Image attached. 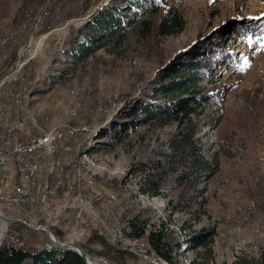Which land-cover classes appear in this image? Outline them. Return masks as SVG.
<instances>
[{"label":"rangeland","instance_id":"374dc122","mask_svg":"<svg viewBox=\"0 0 264 264\" xmlns=\"http://www.w3.org/2000/svg\"><path fill=\"white\" fill-rule=\"evenodd\" d=\"M114 2L0 0V38L14 37L0 43V102L9 105L22 95L21 115L31 118L40 135L52 128H86L72 139L81 143L76 154L65 152L79 164L88 151L90 171L67 180L63 195L102 191L94 225L116 215L142 227L141 234L160 232L174 264H264V0H146L144 7L127 11L128 20L104 47L73 63L79 41L95 35L88 21ZM175 15L183 29L164 34L161 23L170 24ZM256 24L263 28L255 31ZM216 42L224 48L214 51ZM186 51L198 61L217 53L201 81L206 103L193 116L195 144L209 160L206 175L189 169L186 154L174 149L175 121L134 126L128 113L151 97L161 70ZM0 179L33 185L24 172L9 171ZM36 182L45 185L40 178ZM109 191L121 193L122 209L108 200L111 193L104 192ZM4 209L11 218L48 224L57 237L80 244L100 264H149L107 239L105 245L75 239L70 233L82 223L78 208L63 212L59 223L48 220L55 212L39 207L4 204ZM29 228L24 238L18 229L24 245L48 241L43 231ZM30 230L37 240L30 239Z\"/></svg>","mask_w":264,"mask_h":264},{"label":"trees","instance_id":"16d2710c","mask_svg":"<svg viewBox=\"0 0 264 264\" xmlns=\"http://www.w3.org/2000/svg\"><path fill=\"white\" fill-rule=\"evenodd\" d=\"M116 1L102 7L98 14L91 21H88L91 23L90 27L95 32V35L84 41H79L81 46L76 52L72 51L71 53L73 63L78 64L83 55L94 53L104 47L107 41L128 20L129 14L127 11L134 10L135 6L140 8L147 5L146 0ZM167 23L168 20L161 23V31L164 34L178 33L183 29V21L178 15L174 16L170 24ZM256 26L255 31L263 28L257 24ZM222 44V42H216L212 43L211 46L214 51H219L224 48ZM183 54L177 55L173 61L169 62L161 70L158 84L152 89L151 97L146 100H139L128 113L134 126L136 124H145L147 121L153 119L175 121L176 127H179V132L172 140L174 149L178 150L181 154H186L189 169L206 175L207 170L210 168L209 160L205 157L203 148L199 144H195L199 139L196 136V123L193 116L198 115L200 112L198 108L206 103L207 97L203 94L201 81L204 74L209 73L213 65H215L216 62L214 61L217 59V53L213 52L211 57L206 56L199 61L194 60V53L192 52L186 51ZM64 62L68 64V61ZM139 113H142V117H138ZM184 124H188L191 127V129H188V132H184L182 128ZM196 147L198 148L196 149ZM179 177L181 184L187 181L185 173H182ZM151 183L153 184V180ZM156 187L149 184V189ZM145 191L153 195L160 193V190ZM14 225L21 231L23 238L25 237V232L30 229L25 223L18 222L14 223ZM138 226L134 227L133 232L135 234L143 233V228ZM29 235L30 239L37 240L35 238L37 235L35 231L29 232ZM197 235L193 238L201 236L200 234ZM149 237L154 249L166 258L169 264H174L171 250L168 247L169 244L164 242L162 234L152 231ZM91 239L97 242L99 240L104 245L107 242L106 238L97 232L94 233ZM197 243H199L198 240ZM0 264H85V262L78 253L72 250H65L55 246L48 248L44 244L40 245L37 242H30L28 240L25 241L23 247L17 249L6 245L0 246Z\"/></svg>","mask_w":264,"mask_h":264},{"label":"built area","instance_id":"2783aa9c","mask_svg":"<svg viewBox=\"0 0 264 264\" xmlns=\"http://www.w3.org/2000/svg\"><path fill=\"white\" fill-rule=\"evenodd\" d=\"M22 95L11 99L9 105L2 104L0 113V177H7L9 171H24V178H40L45 182L43 193H35V185L29 192H22L16 183V192L7 193V199L0 203V211L10 217L9 210L4 209V202H11V209L18 207H39L45 212L53 211L48 220L59 223L63 212L72 208H78L76 219L81 226L70 233L77 240H90L93 230L104 236L110 243L120 249L131 252L149 264H168L165 258L160 256L151 244L148 234H135L129 222L121 221L113 215L109 221L100 220L96 225L92 219H97L94 206L102 202H95V191L78 190L74 195H63V186L71 177L78 179L83 176V168L78 165L76 157L66 151L81 147V143H72V139L78 134L65 130L60 135H52L47 139H40V133L33 129V121L21 115ZM63 143H69L62 145ZM72 147V148H71ZM80 185V183L78 184ZM49 187H59V194H49ZM62 192V193H61ZM104 193H121L109 191ZM111 203V202H110ZM117 207V209H122ZM86 212V219H82ZM13 218V217H12ZM6 222V221H5ZM123 237H131V244H123ZM6 245L17 249L24 245L20 232L13 223L6 222L3 235L0 236V246ZM51 245L46 242L44 246Z\"/></svg>","mask_w":264,"mask_h":264},{"label":"bare ground","instance_id":"6f19581e","mask_svg":"<svg viewBox=\"0 0 264 264\" xmlns=\"http://www.w3.org/2000/svg\"><path fill=\"white\" fill-rule=\"evenodd\" d=\"M14 40V37H10V36H3L0 38V43L1 44H5V43H9L11 41ZM2 60V56L0 55V61ZM26 105V100L22 99L21 102V108H23V106ZM30 110H27L26 112L29 113ZM2 112V107L0 106V113ZM27 118H29V120L31 121V118L28 116ZM83 129H86L85 127L82 126H68L65 130L69 131L70 133H76L78 131H81ZM64 130V131H65ZM64 131L61 130H57V129H49L48 131H46L43 135H40V139H47L50 137V133L52 135H60L62 134ZM89 152H85L82 157H80V161H79V166L83 168V171H90V166H89V162L92 161L90 156H89ZM88 165H85V164ZM92 167V165H91ZM93 168V167H92ZM91 168V170H92ZM15 172V171H14ZM19 174L20 172H24V171H18ZM31 182L33 185H35V193H43L45 190V185H40L36 182V178H30ZM88 181V185L92 186V181L91 179L87 180ZM18 189L19 191L22 192H29L30 187H24L20 184V182H18ZM92 191H95V201H100L104 198V195L102 193V191L96 189V188H92ZM16 192V183H9L7 181H4V179H0V203L2 200L7 199V193H14ZM59 193V187H49V194H58ZM109 201L115 202V204L118 207H122L123 205V201L122 198L118 197L117 194H109ZM105 199V198H104ZM4 204L7 205H11V202H4ZM6 222L4 220H0V236L3 235V228L5 226ZM123 244H131V237H123ZM52 245L46 246V247H51ZM90 260L92 261V264H100L96 261H93L91 258Z\"/></svg>","mask_w":264,"mask_h":264},{"label":"water","instance_id":"95a60500","mask_svg":"<svg viewBox=\"0 0 264 264\" xmlns=\"http://www.w3.org/2000/svg\"><path fill=\"white\" fill-rule=\"evenodd\" d=\"M0 220H4L10 223H18V222L25 223L31 228L43 231L48 242L52 246L62 248L65 250H72L78 253L83 258L85 264H92V261L90 260L92 256L80 244L71 240L60 239L59 237H57L53 229L48 224H35L23 218H11L4 215L1 211H0Z\"/></svg>","mask_w":264,"mask_h":264},{"label":"crops","instance_id":"0c3cea01","mask_svg":"<svg viewBox=\"0 0 264 264\" xmlns=\"http://www.w3.org/2000/svg\"><path fill=\"white\" fill-rule=\"evenodd\" d=\"M130 224V227H131V229H132V231L134 230V227L137 225L136 223H134V222H132V224H131V222L129 223Z\"/></svg>","mask_w":264,"mask_h":264}]
</instances>
